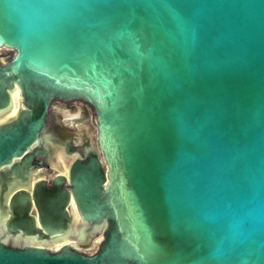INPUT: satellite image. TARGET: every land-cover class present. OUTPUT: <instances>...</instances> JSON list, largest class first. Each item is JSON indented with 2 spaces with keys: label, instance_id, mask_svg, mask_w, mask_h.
I'll return each instance as SVG.
<instances>
[{
  "label": "water",
  "instance_id": "obj_1",
  "mask_svg": "<svg viewBox=\"0 0 264 264\" xmlns=\"http://www.w3.org/2000/svg\"><path fill=\"white\" fill-rule=\"evenodd\" d=\"M3 48L0 264H264V0H0Z\"/></svg>",
  "mask_w": 264,
  "mask_h": 264
},
{
  "label": "rangeland",
  "instance_id": "obj_2",
  "mask_svg": "<svg viewBox=\"0 0 264 264\" xmlns=\"http://www.w3.org/2000/svg\"><path fill=\"white\" fill-rule=\"evenodd\" d=\"M11 52L9 49L7 48H3L0 50V60H2L5 56H10ZM70 104H73L75 106V110L71 111V109L65 108V107H61V111L62 112V117L61 120L62 124V134L65 137L68 133L79 130L80 132H89V134H91V136H95V121H94V113L93 110L90 106H88L87 104L80 102V101H75V102H71ZM15 108H17V103H15ZM83 109L84 112H81V110ZM8 114H11V112H9ZM68 115V116H66ZM70 118L69 120H65V118ZM4 215V209L2 207V205H0V216L2 218V216ZM10 215V214H9ZM8 215V216H9ZM7 222V221H6ZM101 239V235L98 234L97 236H95V238H93L92 242L94 244V242L99 241ZM91 242V243H92ZM92 246H87V248L85 249V252H93L96 249V246H94L93 248H91Z\"/></svg>",
  "mask_w": 264,
  "mask_h": 264
},
{
  "label": "flooded vegetation",
  "instance_id": "obj_3",
  "mask_svg": "<svg viewBox=\"0 0 264 264\" xmlns=\"http://www.w3.org/2000/svg\"><path fill=\"white\" fill-rule=\"evenodd\" d=\"M14 94V93H13ZM13 100H17V96H13ZM71 102H75V101H69V102H61V101H54L50 110H49V116H48V124L50 126V131L54 134V137L58 138V139H63V141L67 140L68 137H70V133H68L65 137L62 134V121L61 117H62V112L61 111V107H65L68 109H71V111L75 110V106L73 104H70ZM16 102H14L15 105ZM13 105V106H14ZM16 111V108H11L10 112L11 114L13 112ZM81 112H84L83 109L81 110ZM4 118V117H3ZM63 126V124H62ZM61 160H58L56 157L52 158V157H47L45 155H39L37 156V159H41L42 160V164L39 167H35L32 172H31V177H32V181L39 177H43L45 180L48 181V183L50 184L51 178H52V174L55 172V163L56 160L62 164V162L64 161L63 157H61V155H59ZM54 159L55 162H54ZM92 246L91 248L94 247V245L92 244H84L83 246H81L80 248L85 251V249L87 248V246Z\"/></svg>",
  "mask_w": 264,
  "mask_h": 264
},
{
  "label": "bare ground",
  "instance_id": "obj_4",
  "mask_svg": "<svg viewBox=\"0 0 264 264\" xmlns=\"http://www.w3.org/2000/svg\"><path fill=\"white\" fill-rule=\"evenodd\" d=\"M13 96H17V95H15V94L12 93V101H13V105H14V102L17 103V100H13ZM12 107L15 108V106H12ZM9 112H10V111H9ZM7 115H10V114H5V115H3V116H0V120H2L3 117H5V116H7Z\"/></svg>",
  "mask_w": 264,
  "mask_h": 264
}]
</instances>
